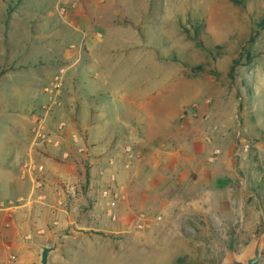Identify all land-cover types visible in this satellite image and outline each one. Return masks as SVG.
<instances>
[{"label":"rangeland","instance_id":"374dc122","mask_svg":"<svg viewBox=\"0 0 264 264\" xmlns=\"http://www.w3.org/2000/svg\"><path fill=\"white\" fill-rule=\"evenodd\" d=\"M54 2L0 0V70L22 57L19 38L41 26L38 17ZM109 12L118 15L115 52L57 62L53 77L66 74L51 112L64 107L65 80L77 78L72 64L95 60L103 67L94 75L110 83L100 86L99 108L128 132L114 133V150L104 149L99 185L90 181L91 149L67 132L76 135L71 181L61 195L24 206L44 211L34 223L25 219L16 239L0 237V264H37L34 243L51 245L58 232L64 234L51 264H223L264 232V0H117ZM105 131L99 136L110 140ZM126 145L138 153L132 162ZM178 147L187 158L183 169L152 190L165 182L166 193L148 198L146 208L135 195L131 216L121 215L117 202L113 221L108 203L116 192L127 196L119 171L134 173L145 156ZM71 186L74 198L66 192ZM256 264H264V248Z\"/></svg>","mask_w":264,"mask_h":264},{"label":"crops","instance_id":"0c3cea01","mask_svg":"<svg viewBox=\"0 0 264 264\" xmlns=\"http://www.w3.org/2000/svg\"><path fill=\"white\" fill-rule=\"evenodd\" d=\"M115 4L117 0H55L54 8L43 18L38 17L42 22L41 26L36 25L35 30H28L25 37L19 38L18 43L24 48L21 50L22 57H18L15 62L13 56L11 62L2 63L0 205L4 204V207H0V237L16 239L22 222L28 219L34 223L44 211V208L34 210L9 206V203L19 197L29 196L35 187L33 177L26 176L22 167L27 158L31 157L45 168L38 177L43 186L36 189L37 194L54 198L62 194L63 183L71 181L68 167L73 166L71 151L75 149L73 143L75 144L76 135L68 136L67 132L79 133V141L83 142L84 139L86 146L91 149L88 155L84 154L92 164L90 181L99 185L100 180H106L99 176L100 168L108 159L105 160L103 153L108 155V152L104 149L114 150L112 135L124 134L128 130L125 123L116 120L115 115V119L108 122L102 108H99L103 88L110 87V83L103 80L105 77L97 79L98 74L94 75L96 69L103 67L98 61L82 63L80 57L79 61L72 64L71 69L76 70L77 78L69 77L65 80L62 96L64 107L55 109L47 116L49 138L46 143L37 142L33 128L42 117L41 110L47 100L45 89L57 69V62H68L76 53L99 50L105 53L115 52L116 45L111 36L115 35L112 31L117 29L118 15L109 12L111 5ZM62 5L67 7L64 9ZM95 6L99 10L103 8V11L92 13L91 8ZM73 83L75 86L71 87ZM6 85L8 87L4 88ZM104 131L111 132L110 140L99 136ZM155 159L145 156L135 165L134 173L119 171L118 181L126 184L124 187L127 194L117 206L121 215L131 216L135 212V195L139 198L137 204L141 208H146L148 198L157 195L162 197L167 190L165 182L156 193L152 190L163 179L181 171L187 161L182 156L180 147ZM186 171L184 169L183 172Z\"/></svg>","mask_w":264,"mask_h":264},{"label":"built area","instance_id":"2783aa9c","mask_svg":"<svg viewBox=\"0 0 264 264\" xmlns=\"http://www.w3.org/2000/svg\"><path fill=\"white\" fill-rule=\"evenodd\" d=\"M66 74L65 69H61L58 73L53 77L50 84L45 89V96L47 98L45 104L43 105V114L40 117L33 128V132L36 135L37 142L45 143L48 141V133H47V116L51 113L52 109L57 107L60 104L59 97H61L62 88L64 85V77ZM124 154L127 156L129 162L135 160L138 156V153L131 145H126L123 148ZM23 170L26 173V176L33 177L34 180V188L31 190L29 196H21L16 201L9 203L10 207H24L26 205H30L34 202H43L46 199V196L43 194H37L36 189H41L43 184L39 180V176L44 172L45 168L42 164L37 163L31 157L27 158L22 164ZM67 194L74 198L76 196V189L74 186L68 187L66 189ZM107 195V194H105ZM121 200L120 192H116L113 196V200L108 203L109 211L108 215L113 220H117V214L115 213V206L117 202ZM0 207H4V204L0 205ZM7 250H10L11 247H6ZM10 259H15V256L10 255Z\"/></svg>","mask_w":264,"mask_h":264},{"label":"water","instance_id":"95a60500","mask_svg":"<svg viewBox=\"0 0 264 264\" xmlns=\"http://www.w3.org/2000/svg\"><path fill=\"white\" fill-rule=\"evenodd\" d=\"M262 216L264 219L263 211ZM63 234L64 232H58L51 245L34 243V245L40 250L39 260L37 264H51V256L59 249L60 239ZM263 248L264 232L257 238L256 241L249 243L242 253H227L224 258L223 264H256L262 256Z\"/></svg>","mask_w":264,"mask_h":264},{"label":"trees","instance_id":"16d2710c","mask_svg":"<svg viewBox=\"0 0 264 264\" xmlns=\"http://www.w3.org/2000/svg\"><path fill=\"white\" fill-rule=\"evenodd\" d=\"M262 26L264 27V20H263V22H262Z\"/></svg>","mask_w":264,"mask_h":264}]
</instances>
